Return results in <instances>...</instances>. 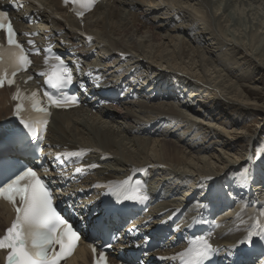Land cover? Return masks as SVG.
<instances>
[{
  "label": "bare ground",
  "instance_id": "bare-ground-1",
  "mask_svg": "<svg viewBox=\"0 0 264 264\" xmlns=\"http://www.w3.org/2000/svg\"><path fill=\"white\" fill-rule=\"evenodd\" d=\"M41 1L69 18L59 0ZM69 20L76 24L75 28L62 20L45 21L55 33L71 28L95 37L102 62L110 60L118 71L134 70V79L142 88L148 85L149 90L163 93L164 87L168 94H163L169 99L145 103L143 96L122 111L109 108L98 114L85 109L56 112L49 130L50 141L73 148L92 147L99 152L97 159L110 158L96 173L105 180L126 177L136 167L146 168V190L161 200L153 206L155 215H160L158 219L183 208L184 217L185 212H194L187 223L180 225V233H198L203 221L221 209L219 214L231 210L229 216L216 222L217 232L211 243L232 251L244 247L240 241L264 210V169L259 171L251 164L253 161L264 168V155L260 153L258 162L253 159L255 142L259 141L254 138L261 129L239 137L236 132L216 130L213 121L220 119L221 108L225 115L235 112L242 120L258 115L264 104V96H260V85H264V0H107L85 21ZM67 35L84 44V48L88 45L83 35ZM256 74L263 77L256 80ZM171 93L180 96L175 99ZM10 94L9 90L0 91V119L9 112L5 105ZM250 97H254L253 101ZM197 105L199 110L195 111ZM208 115L211 119L206 125ZM227 125L226 129H234L233 124ZM210 138L222 139L225 144L210 143ZM234 141L249 146V160L229 154L234 151L230 146ZM215 144L220 151L225 149L227 158L217 155V150L210 154ZM245 166L253 173L248 183L241 180ZM230 188L244 189L251 201L239 200L234 208L233 200L228 198L224 205L216 200V209L210 207L208 203L216 196L206 199L209 189L217 194ZM197 197L199 203L193 206ZM8 219L9 211L0 206V234ZM1 259L0 254V263ZM88 259L80 251L71 264H88Z\"/></svg>",
  "mask_w": 264,
  "mask_h": 264
},
{
  "label": "snow or ice",
  "instance_id": "snow-or-ice-1",
  "mask_svg": "<svg viewBox=\"0 0 264 264\" xmlns=\"http://www.w3.org/2000/svg\"><path fill=\"white\" fill-rule=\"evenodd\" d=\"M64 2L68 4L69 0ZM97 2L98 0H71V3L76 6L73 10L80 18H83ZM0 31L5 32L7 42V48L0 44V88H2L5 83L14 84L17 72L26 70L32 61L29 59V53L18 41V34L12 26L8 13L4 11H0ZM39 51L37 49L36 54H39ZM45 63L48 65V70L41 72L40 75L47 77L48 90H45L43 95L47 99L48 106H42L38 92L28 96L17 89L13 95V99L18 101L14 114L27 133L31 134L28 139H38L47 131L48 117L51 115L49 108L79 105L77 96L68 95L65 92V89L74 82L72 70L65 61L58 56L46 57ZM33 113H40L42 117L37 118ZM21 144L22 138H14L9 144L8 152L19 150ZM66 155L73 158L79 157L81 153L71 152ZM252 175L251 168H245L242 182H250ZM0 177H7L0 180V199L11 203L16 212L11 226L0 237V250H8L7 264H60L61 260L71 256L81 238L80 234L53 206V195L45 181L31 167L21 170L14 163V157L6 153L2 143H0ZM110 190L117 200L122 198L145 201L148 199L145 189L139 185L132 187L129 181L110 186ZM216 195L209 189L206 199L210 200ZM262 217H264V210H261L254 218V226L240 241L241 244L254 245L257 238L264 240ZM92 251L96 252L95 246L92 247ZM216 251L218 249L214 248L208 238L201 237L192 241L191 246L178 256L184 264H206ZM95 264H107V258L103 252L99 254Z\"/></svg>",
  "mask_w": 264,
  "mask_h": 264
},
{
  "label": "rangeland",
  "instance_id": "rangeland-1",
  "mask_svg": "<svg viewBox=\"0 0 264 264\" xmlns=\"http://www.w3.org/2000/svg\"><path fill=\"white\" fill-rule=\"evenodd\" d=\"M263 77V75H258V74H256V75H254V78L257 80V78H262ZM253 78V77H252ZM263 82H264V78H263ZM242 83V82H241ZM246 84H248V83H246ZM261 87H262V92H261V94H260V96H264V85H260ZM260 87V88H261ZM182 92V91H181ZM263 93V94H262ZM259 97V96H258ZM252 98H254V97H250V99L253 101V99ZM258 99V98H257ZM212 104L213 103H211V104H209V106H212ZM262 104V103H261ZM261 106V107H260ZM259 107V113H258V115H256V114H253V115H251V116H246L244 119H239L238 117H236L237 115H236V113L235 112H229V116L228 115H225V112L223 111V108H221L220 109V115H218V118H219V116H220V119H218V122H216V123H214V121H213V125L216 127L215 129L217 130V129H219V131L220 130H222L221 132H223V130L224 131H227V132H236L237 133V136H239V137H243L244 136V134H248V135H252L254 132H256V130H258V129H261V131L259 132V134H258V136L256 137V138H254V139H256L255 141H258L257 143L255 142V156H254V158L253 159H255L257 162L259 161L258 160V157H259V155H264L263 153H264V116H263V114H264V104H262V105H260ZM196 107V106H195ZM262 108V109H261ZM204 109H207L206 107H204ZM195 111L197 110H199V105H197V107L194 109ZM204 114V113H203ZM217 117V116H216ZM197 120H199L200 121V118H196ZM207 119H208V121H207ZM210 116L208 115L207 116V118H206V121H205V124L206 125H208V123H209V121H210ZM214 119V118H213ZM229 119V120H228ZM201 122V121H200ZM236 122V123H235ZM239 122V123H238ZM202 123V122H201ZM227 124H229V125H227ZM232 125V127H234V129L233 130H231L230 128H228V129H226V125L227 126H231ZM243 130V131H242ZM245 130V131H244ZM246 130H248V131H246ZM251 132V133H250ZM241 133H243V134H241ZM239 134V135H238ZM240 134H241V136H240ZM218 137V136H217ZM219 138V137H218ZM211 140L209 141L210 143H212V142H217V144H220L221 142H222V144H225V142H223L222 141V139H217V138H215V139H212V138H210ZM258 139V140H257ZM234 144H226V145H228V147H230V146H234V151H230V155H234V154H238V156L237 157H239V156H242L241 157V159H243V160H245V161H247V160H249V154H250V151H249V146H248V148L247 147H245L246 145L245 144H241L239 141H234L233 142ZM217 144H215L213 147H214V149L215 150H211V152H210V154L212 153V152H215L216 153V150L217 151H220V149H221V147H218V145ZM230 145V146H229ZM245 145V146H244ZM260 145V146H259ZM245 147V148H244ZM229 149V148H228ZM223 150H225V149H223ZM220 151L217 155H221V156H223L224 158H227V156H226V154L224 153L225 151ZM263 151V152H262ZM226 153H228L227 151H226ZM261 153V154H260ZM258 154V155H257ZM201 156H204V154H201ZM222 159V158H221ZM243 160L240 162L241 164L243 163ZM213 163H215V161H213ZM254 163V165H256V167L259 169V171L262 169V167L261 166H263V165H258V164H256L255 162H253V161H251V164H253ZM260 163V162H259ZM246 168V166L245 167H242V169H241V174L242 173H244V169ZM228 169H230V168H228ZM228 169H226V171L225 172H227V170ZM202 193L203 192H200V195H202ZM182 195V194H181ZM184 195V194H183ZM228 195H233L232 194V192H228Z\"/></svg>",
  "mask_w": 264,
  "mask_h": 264
}]
</instances>
